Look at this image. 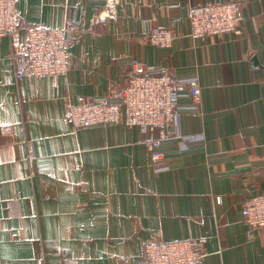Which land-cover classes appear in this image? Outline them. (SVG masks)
I'll use <instances>...</instances> for the list:
<instances>
[{
    "label": "crops",
    "instance_id": "obj_1",
    "mask_svg": "<svg viewBox=\"0 0 264 264\" xmlns=\"http://www.w3.org/2000/svg\"><path fill=\"white\" fill-rule=\"evenodd\" d=\"M207 0H17L37 26L79 24L70 70L17 77L0 38V264H141L147 242L206 237L203 264H264L243 221L264 193V0H241L242 34L192 37ZM169 28L170 47L146 32ZM142 64L197 79L156 152L139 126L74 129L71 105L121 102Z\"/></svg>",
    "mask_w": 264,
    "mask_h": 264
},
{
    "label": "built area",
    "instance_id": "obj_2",
    "mask_svg": "<svg viewBox=\"0 0 264 264\" xmlns=\"http://www.w3.org/2000/svg\"><path fill=\"white\" fill-rule=\"evenodd\" d=\"M113 5L118 0H109ZM241 0H207L190 6L191 35L197 39L231 33L242 34ZM77 20L65 26L42 27L27 22L19 14L17 0H0V38L11 42V54L17 64L16 75L50 76L58 87L59 79L70 70V47L79 38ZM153 46H172L176 34L169 28H153L146 32ZM139 66L128 77L121 92V102L79 103L71 105L67 121L76 130L96 124L124 123L145 130L146 145L154 153L164 141L171 138L172 127L179 116V99L191 95L201 101L202 86L197 79L181 80L162 69ZM243 221L251 230L264 233V193L248 199L243 205ZM208 243L206 237L150 241L146 243L141 264H203L200 248Z\"/></svg>",
    "mask_w": 264,
    "mask_h": 264
}]
</instances>
